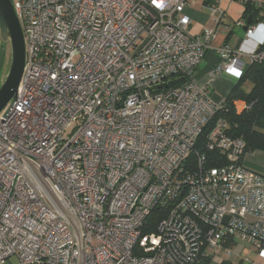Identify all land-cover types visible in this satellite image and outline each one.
Here are the masks:
<instances>
[{
  "label": "built area",
  "instance_id": "2783aa9c",
  "mask_svg": "<svg viewBox=\"0 0 264 264\" xmlns=\"http://www.w3.org/2000/svg\"><path fill=\"white\" fill-rule=\"evenodd\" d=\"M193 1L13 2L26 62L0 111V264H202L231 258L235 239L264 250V175L245 165V140L220 118L206 148L226 163L195 150L226 107L196 68L230 29L222 0H200L214 25L193 34ZM238 1L245 39L218 46L215 68L237 81L264 61V0ZM248 4L261 20L248 23Z\"/></svg>",
  "mask_w": 264,
  "mask_h": 264
},
{
  "label": "crops",
  "instance_id": "0c3cea01",
  "mask_svg": "<svg viewBox=\"0 0 264 264\" xmlns=\"http://www.w3.org/2000/svg\"><path fill=\"white\" fill-rule=\"evenodd\" d=\"M221 8L224 10L222 17V24L230 29L221 30L215 39L213 46L208 48L204 58L200 61L196 68V78L198 81L205 85L216 97L226 98L232 88L238 82L228 74H215V68L221 63V58L217 52V47L225 42L237 46L245 39V27L240 26L236 21L242 17L243 6L238 0H222ZM259 9L258 6L253 5L252 11L249 12L248 20H251V15ZM188 15L192 19L190 31L198 36H202L205 29L214 25L212 15L205 9L200 0L193 1L186 9ZM255 17H263V9L260 8ZM239 31H242L239 32ZM255 43L251 40L246 41V49L251 52ZM260 156H250L245 165L258 173L264 175V152L259 153ZM241 240H228L224 243L225 247H229L233 255L229 258L226 255L224 248L214 250L209 260L203 261L202 264H248L247 259L242 255L245 246L240 243ZM257 248V264H264V250ZM254 262V261H253Z\"/></svg>",
  "mask_w": 264,
  "mask_h": 264
},
{
  "label": "trees",
  "instance_id": "16d2710c",
  "mask_svg": "<svg viewBox=\"0 0 264 264\" xmlns=\"http://www.w3.org/2000/svg\"><path fill=\"white\" fill-rule=\"evenodd\" d=\"M253 4H248L245 16L249 17ZM260 10L256 9V12ZM256 12L254 14H256ZM252 14V22H257L263 17ZM250 82L252 87L247 90L244 85ZM236 99H244L251 108L243 113H237L233 107V101ZM226 107L218 111L211 121L206 125L203 132L199 136L195 150L205 153L211 166L222 165L226 160L216 150L206 148V142L209 133L214 128L216 122L220 118H225L229 127L227 132L232 137H242L246 142V150H262L264 151V61L249 65L244 76L238 80L232 88L230 94L226 97ZM162 213L159 210L151 215V225L147 228L152 231L155 228V222L160 220ZM209 260V259H208Z\"/></svg>",
  "mask_w": 264,
  "mask_h": 264
},
{
  "label": "water",
  "instance_id": "95a60500",
  "mask_svg": "<svg viewBox=\"0 0 264 264\" xmlns=\"http://www.w3.org/2000/svg\"><path fill=\"white\" fill-rule=\"evenodd\" d=\"M248 23H251L250 19ZM0 38L11 48V64L0 86V111L12 100L16 101L18 88L25 68L26 46L23 30L12 0H0ZM6 50L0 51V70L4 66Z\"/></svg>",
  "mask_w": 264,
  "mask_h": 264
},
{
  "label": "rangeland",
  "instance_id": "374dc122",
  "mask_svg": "<svg viewBox=\"0 0 264 264\" xmlns=\"http://www.w3.org/2000/svg\"><path fill=\"white\" fill-rule=\"evenodd\" d=\"M13 2L17 1V0H12ZM242 33V31H239ZM2 49L6 50V57H5V63L4 66L2 67V69L0 70V86L2 84V82L5 80L9 68H10V64H11V48H10V44L8 42H3L0 38V51ZM244 87L247 90H250L252 85L250 82L245 83ZM261 152H264L262 150H253V151H249L246 153L245 157H244V162H246V160L250 157V156H256L259 157ZM242 246H245V248L243 249V256L247 259V263L250 264V262L254 261L255 263H257V248L256 245H252L249 244L247 242H243L240 241ZM18 260L16 257H11L9 258L5 264H17Z\"/></svg>",
  "mask_w": 264,
  "mask_h": 264
}]
</instances>
